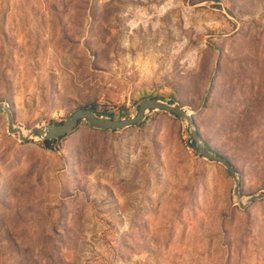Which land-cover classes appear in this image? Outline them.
<instances>
[{"label":"rangeland","instance_id":"rangeland-1","mask_svg":"<svg viewBox=\"0 0 264 264\" xmlns=\"http://www.w3.org/2000/svg\"><path fill=\"white\" fill-rule=\"evenodd\" d=\"M151 98L190 111L243 200L264 192V0H0V103L20 127ZM7 126L0 264H264V200L241 209L177 117L83 122L53 149Z\"/></svg>","mask_w":264,"mask_h":264},{"label":"water","instance_id":"water-1","mask_svg":"<svg viewBox=\"0 0 264 264\" xmlns=\"http://www.w3.org/2000/svg\"><path fill=\"white\" fill-rule=\"evenodd\" d=\"M154 112H165L177 117L186 123L187 132L190 137V149L199 157L210 162L221 164L234 180V196L238 199L237 204L243 210H246L254 202L264 200V192L253 194L247 197L245 203L243 200V189L240 174L236 167L225 156L210 148L208 142L204 139L198 129L195 118L185 107L177 105L166 100L145 99L139 103L136 115L128 119H114L98 114L88 108L76 110L67 120L56 125H38L30 129H24L16 124L15 113L10 103H0V118L6 114L8 120V134L18 136L22 143L55 141L70 135L83 122L90 127L103 131H118L142 124L150 114Z\"/></svg>","mask_w":264,"mask_h":264},{"label":"trees","instance_id":"trees-1","mask_svg":"<svg viewBox=\"0 0 264 264\" xmlns=\"http://www.w3.org/2000/svg\"><path fill=\"white\" fill-rule=\"evenodd\" d=\"M88 108V107H87ZM89 109V108H88ZM92 109L93 111L95 112H99L101 115H106V116H111L114 112L115 109H118L120 110V112L122 113H125L128 111V108L126 105H123V106H120V107H106V106H103V105H98V104H94L92 106ZM65 137L59 139V140H62L64 139ZM59 140H55V141H43L41 142V144L45 145L46 147L50 148V149H53V146L52 144L58 142ZM210 146V145H209ZM210 148H212L210 146ZM213 149V148H212ZM214 150V149H213ZM230 161V160H229ZM231 162V161H230ZM237 169V168H236ZM238 171V170H237Z\"/></svg>","mask_w":264,"mask_h":264},{"label":"bare ground","instance_id":"bare-ground-1","mask_svg":"<svg viewBox=\"0 0 264 264\" xmlns=\"http://www.w3.org/2000/svg\"><path fill=\"white\" fill-rule=\"evenodd\" d=\"M236 200H238L237 198H236ZM244 203H245V200H242Z\"/></svg>","mask_w":264,"mask_h":264}]
</instances>
